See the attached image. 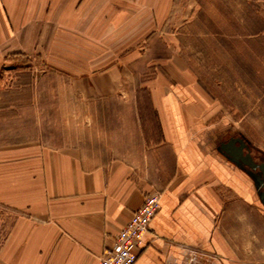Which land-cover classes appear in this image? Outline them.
Here are the masks:
<instances>
[{
  "label": "crops",
  "instance_id": "1",
  "mask_svg": "<svg viewBox=\"0 0 264 264\" xmlns=\"http://www.w3.org/2000/svg\"><path fill=\"white\" fill-rule=\"evenodd\" d=\"M195 6L0 0V64L7 55L37 53L82 99L120 97L145 67L173 66L184 75L190 63L179 32L167 25L180 7L189 22ZM176 82L182 87L163 75L147 81L156 120L137 114L150 138L143 165L171 162L162 180L139 176L124 160L91 162L77 146H0V205L10 214L0 219V264H98L151 192L150 181L161 208L134 264H264V205L254 179L217 149L222 128L207 122L210 112L191 84Z\"/></svg>",
  "mask_w": 264,
  "mask_h": 264
},
{
  "label": "rangeland",
  "instance_id": "2",
  "mask_svg": "<svg viewBox=\"0 0 264 264\" xmlns=\"http://www.w3.org/2000/svg\"><path fill=\"white\" fill-rule=\"evenodd\" d=\"M194 9L183 23L187 8H178L167 25L179 32L190 63L184 75L173 66L145 67L120 97L82 99L68 86V77L44 66L37 53L7 55L0 64V146L30 141L77 146L91 162L124 160L139 176L162 180L171 162L159 160L165 169L143 165L150 138L137 114L145 111L155 122L145 84L163 75L175 87H182L177 80L187 88L191 84L198 106L210 112L207 122L222 128L218 138L242 134L256 157L264 158V1L196 0ZM155 183L150 181V191ZM9 217L0 205V219Z\"/></svg>",
  "mask_w": 264,
  "mask_h": 264
},
{
  "label": "built area",
  "instance_id": "3",
  "mask_svg": "<svg viewBox=\"0 0 264 264\" xmlns=\"http://www.w3.org/2000/svg\"><path fill=\"white\" fill-rule=\"evenodd\" d=\"M160 208L161 193L154 189L133 212L129 222L116 235L113 244L106 246L98 264H134L145 246V234L150 223Z\"/></svg>",
  "mask_w": 264,
  "mask_h": 264
},
{
  "label": "water",
  "instance_id": "4",
  "mask_svg": "<svg viewBox=\"0 0 264 264\" xmlns=\"http://www.w3.org/2000/svg\"><path fill=\"white\" fill-rule=\"evenodd\" d=\"M245 148L248 150L247 153L244 152ZM220 151L232 162L237 163L238 165H246L251 168V170L259 168V170L262 171L261 178L260 176L254 175L251 171H249V174L254 178L255 185L258 189L262 184L264 185V162L258 163L254 160L250 153V148L244 138L232 137L227 142L223 141L221 143ZM259 196L264 205V191H260Z\"/></svg>",
  "mask_w": 264,
  "mask_h": 264
},
{
  "label": "flooded vegetation",
  "instance_id": "5",
  "mask_svg": "<svg viewBox=\"0 0 264 264\" xmlns=\"http://www.w3.org/2000/svg\"><path fill=\"white\" fill-rule=\"evenodd\" d=\"M232 137H242V138H244L245 139V141L247 142V144H248V147L250 148V153H251V155H252V157L254 158V160L256 161V162H258V163H262V162H264V158H258V157H256V155L254 154V148H252V146H251V144H250V142L246 139V137H244L242 134H234V135H229L228 137H221V138H218V142H217V149L220 151L221 150V143L223 142V141H228V140H230V138H232ZM247 149L245 148L244 149V152L245 153H247ZM240 166H242L243 168H245L246 170H247V172H248V174H249V171H251V172H253L254 173V175H256V176H260V178L262 177V171H260L259 170V168H257V169H255V170H251V168H249L248 166H246V165H240ZM250 175V174H249ZM251 176V175H250ZM252 177V176H251ZM253 178V177H252ZM254 179V178H253ZM254 182H255V180H254ZM258 191L260 192V191H264V185L262 184L261 186H260V188L258 189Z\"/></svg>",
  "mask_w": 264,
  "mask_h": 264
}]
</instances>
